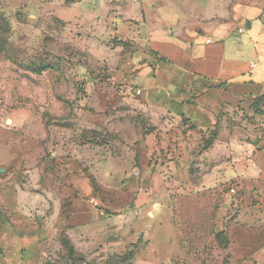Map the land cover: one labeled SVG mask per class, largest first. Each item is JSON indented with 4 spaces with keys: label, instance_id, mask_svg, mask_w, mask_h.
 <instances>
[{
    "label": "rangeland",
    "instance_id": "rangeland-1",
    "mask_svg": "<svg viewBox=\"0 0 264 264\" xmlns=\"http://www.w3.org/2000/svg\"><path fill=\"white\" fill-rule=\"evenodd\" d=\"M68 4L0 0V264H264V230L233 222L236 181L198 171V152L225 171L263 151L264 105L222 101L177 177L137 175L151 129L143 80L156 79L149 4L137 0V35L124 30L127 4L125 15Z\"/></svg>",
    "mask_w": 264,
    "mask_h": 264
},
{
    "label": "crops",
    "instance_id": "crops-1",
    "mask_svg": "<svg viewBox=\"0 0 264 264\" xmlns=\"http://www.w3.org/2000/svg\"><path fill=\"white\" fill-rule=\"evenodd\" d=\"M59 1H68V9L98 8V15H108L110 7L118 9L114 15H125L127 4L133 12L127 15L134 21L123 25L124 30L137 35V15H141L137 14V0ZM146 1L150 9L144 15H151L148 48L156 59V79L143 80L151 89L144 109L151 129L140 141L137 175L177 177L184 155L189 159L194 148H203V141L214 130L213 117L222 101L243 102L249 107L254 99L264 96V0L237 5L230 0H211L201 12L194 4L181 10L171 0ZM198 3L205 5L206 0ZM114 19L117 23L125 20ZM181 88L186 92L180 93ZM192 96L195 100L190 107L186 100ZM251 149L246 148L250 152L235 158L225 171L209 152H198V171L202 180L226 176L236 181L229 184L236 187V194L228 193L234 200L233 222L257 232L264 230V150L253 153ZM152 156L155 162H144ZM6 159L0 148V160ZM243 189L244 196L237 197ZM253 232L247 234L255 235Z\"/></svg>",
    "mask_w": 264,
    "mask_h": 264
},
{
    "label": "trees",
    "instance_id": "trees-1",
    "mask_svg": "<svg viewBox=\"0 0 264 264\" xmlns=\"http://www.w3.org/2000/svg\"><path fill=\"white\" fill-rule=\"evenodd\" d=\"M263 104L264 105V96L258 97L254 99L251 104L249 105L250 108H256L258 105Z\"/></svg>",
    "mask_w": 264,
    "mask_h": 264
},
{
    "label": "built area",
    "instance_id": "built-area-1",
    "mask_svg": "<svg viewBox=\"0 0 264 264\" xmlns=\"http://www.w3.org/2000/svg\"><path fill=\"white\" fill-rule=\"evenodd\" d=\"M239 32H241V30L239 29ZM130 91H133L134 93H135V95H139L140 94V90H133V89H131ZM228 193L230 194V195H235L236 194V187H234V186H229L228 187Z\"/></svg>",
    "mask_w": 264,
    "mask_h": 264
},
{
    "label": "water",
    "instance_id": "water-1",
    "mask_svg": "<svg viewBox=\"0 0 264 264\" xmlns=\"http://www.w3.org/2000/svg\"><path fill=\"white\" fill-rule=\"evenodd\" d=\"M0 171H2V170H0Z\"/></svg>",
    "mask_w": 264,
    "mask_h": 264
}]
</instances>
